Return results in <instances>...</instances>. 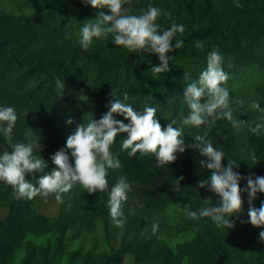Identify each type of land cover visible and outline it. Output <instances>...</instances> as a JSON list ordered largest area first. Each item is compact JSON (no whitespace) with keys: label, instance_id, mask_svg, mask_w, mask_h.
Instances as JSON below:
<instances>
[{"label":"trees","instance_id":"1","mask_svg":"<svg viewBox=\"0 0 264 264\" xmlns=\"http://www.w3.org/2000/svg\"><path fill=\"white\" fill-rule=\"evenodd\" d=\"M256 14L247 23L246 34L236 35L217 48L223 57V68L228 73L225 87L229 89L230 107L237 118L245 120L239 131L235 130L227 119H217L211 126L183 125L188 107L183 98L184 87L206 67V57L210 50L199 56L180 58L170 61L166 73L155 76L137 73L136 61L132 56H102L99 52H89L81 48L78 41L63 42L58 39V30H40L37 26L47 20L49 14L35 16H17L0 13V104L12 106L17 113L14 131L23 136L30 128L38 138L57 146L65 142L68 118L54 121L52 129L40 122L43 114L48 115L58 109H69L80 114V122L86 123L92 118L99 119L107 111L108 100L115 99L113 92L121 96L128 93V102L134 110H143L145 105L157 109L162 127L171 119L177 120L183 129L185 143H189L197 134H207L213 145L222 149L227 158L239 165L234 167L244 176L250 173L264 176V135L249 131V126L260 122L264 112L251 107L253 101L264 108V3L256 9ZM214 28L196 32L197 36L214 34ZM145 60H158L153 54H144ZM148 62V63H149ZM178 64V65H176ZM179 67V68H178ZM87 69L88 71H85ZM65 82L63 95L56 88V78ZM63 108V109H62ZM31 117L26 124L24 117ZM35 118V119H34ZM118 119H124L117 116ZM127 122V121H125ZM126 134H119L111 146L113 153L121 161L119 169H111L109 178L117 179L124 175L131 182V193L135 200L147 194H157L170 187L169 181L183 174L190 179H203L208 170L201 168L198 150L186 148L178 153L177 159L168 167L159 168L151 155L129 157L127 151H120V143ZM255 154L256 159L252 160ZM241 188L246 181L242 180ZM243 208L248 209L247 194L241 193ZM8 214L4 221L5 230L0 238V257L6 262L9 255L22 243L25 232L22 225L26 199L17 198L10 191ZM202 198H198V203ZM108 192L102 217L108 218ZM264 198L258 197L253 203L260 206ZM60 230L58 239H61ZM258 264H264L259 261Z\"/></svg>","mask_w":264,"mask_h":264},{"label":"rangeland","instance_id":"2","mask_svg":"<svg viewBox=\"0 0 264 264\" xmlns=\"http://www.w3.org/2000/svg\"><path fill=\"white\" fill-rule=\"evenodd\" d=\"M160 8L168 15H161L157 22L164 28L172 22L185 26L183 34L174 39H182L183 46L170 55L180 54V58L199 56L213 46L226 43L236 35H245L247 23L256 14V9L264 0H138L133 10L139 12L149 4ZM100 11L91 5L85 6L81 0H0V13L17 16H35L49 14L40 30H58V39L63 42L78 41L80 23L85 19H94ZM103 11H108L103 9ZM214 28L211 35L197 36L199 30ZM71 33V38L65 34ZM203 43V49L196 42ZM174 43V41H173ZM82 48V47H81ZM99 52L102 56H132L136 61L137 73L146 75L150 64L140 59V54L129 53L122 46L115 45L111 36L105 39H93L87 49ZM146 53H142L144 55ZM145 57V55H144ZM176 58L174 57V60ZM149 62V63H148ZM178 65V64H176ZM179 68V67H178ZM85 71H88L85 69ZM63 109V108H62ZM54 109L48 115H42L48 128L54 121L71 117L73 123L65 131V137L74 131L80 122V114L63 109L57 115ZM31 117H24L30 124ZM35 119V118H34ZM23 136L16 131L8 139L0 137V151L18 141L35 140L40 147L34 149V155L48 161L44 172L55 165L50 154L64 145L57 146L42 141L30 128ZM111 169H109L108 176ZM43 173H36L37 177ZM185 177V176H184ZM31 179V175H28ZM109 178V188L116 179ZM197 179L189 176L181 181V190H167L157 194H147L135 200L131 193L122 205L125 224L115 226L109 215L105 220L101 211L105 205L104 192L89 194L78 183L62 193L57 201L55 194L48 197L37 195L26 199L22 225L25 236L22 243L10 255L6 262L0 257V264H258L264 262V243L259 242L260 229L250 223L236 220L234 228H217L208 218L193 220L186 215L188 209L196 210L207 204L215 205L219 197L207 188H198ZM14 191L11 185L0 182V238L5 230L4 221L8 214V193ZM198 198L201 202L198 203ZM210 198L211 200H205ZM264 198V193H259ZM142 204L143 207L138 205ZM259 207V206H256ZM247 220V210L240 214ZM235 219V218H234ZM153 222L159 223L156 234L151 232ZM61 239H58L60 230Z\"/></svg>","mask_w":264,"mask_h":264},{"label":"clouds","instance_id":"3","mask_svg":"<svg viewBox=\"0 0 264 264\" xmlns=\"http://www.w3.org/2000/svg\"><path fill=\"white\" fill-rule=\"evenodd\" d=\"M81 3L100 10L94 19H85L80 23L78 43L84 50L89 48L94 38L111 36L115 45L122 46L129 53H139L141 60H145L142 53L154 54L159 63H149L148 70L153 75L169 71V62H173L175 56L170 53L180 49L184 43L182 39H174L178 33H184L182 23L172 22L164 28L157 20L161 15L168 14L151 3L137 13L133 6L138 0H81ZM65 36L70 39L71 33ZM196 47L203 49L204 45L197 41ZM227 79L223 57L213 46L207 53L206 67L184 87L183 98L189 111L181 123L198 128L201 125L211 126L217 119L223 118L239 131L245 120L237 118L230 107L229 89L224 86ZM55 84L59 94L63 95L66 87L64 80L57 77ZM112 95L115 99L108 100L107 111L99 119L92 118L86 123L76 124L74 131L66 136L64 145L50 154V160L55 165L50 171L44 172L48 161L45 163V159L34 155V149L40 147L35 140L18 141L9 145L10 151L8 148L0 151V182L11 185L17 198L28 200L37 195L46 198L54 193L55 199L61 201V194L77 183L89 194L107 191L111 221L122 228L125 224L122 205L128 199L131 182L121 175L109 188V169L121 167L118 154L111 150L116 137L126 134L120 143V151L126 150L129 157L136 156L138 152L139 156L151 155L159 168L168 167L177 159L178 153L191 148L200 154V167L208 170V175L197 181V187L215 193L219 202L215 205L206 203L196 210L188 209L186 215L193 220L206 217L217 228L227 230L235 227L236 220L242 224L250 223L260 229L259 242L264 243V200L259 207L253 203L258 193H264V176L254 173L244 176L234 170L233 166L238 168L239 165L230 158H227V164L222 163L226 157L224 151L215 147L206 133L195 135L186 144L183 129L176 126V119L169 120L162 127L155 107L145 105L143 110L137 111L128 102L127 92L122 97L114 92ZM251 107L264 112L259 102L253 101ZM17 118L12 106L0 104V137L10 138ZM259 121L249 126V131L264 135V117H260ZM66 123L71 125L73 120L68 118ZM251 158L255 160V154ZM38 172L43 174L37 177ZM28 175L31 179L27 178ZM184 179L183 174L174 176L169 181L172 191L179 192ZM242 180L246 181L243 188ZM242 192L247 194L249 204L247 220L240 216L244 211ZM138 206L143 207L142 204ZM158 229L159 223L153 222L151 232L156 234Z\"/></svg>","mask_w":264,"mask_h":264}]
</instances>
